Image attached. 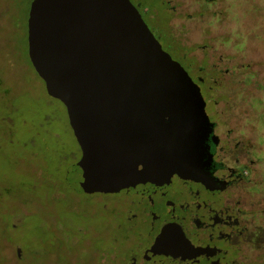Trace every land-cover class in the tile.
I'll list each match as a JSON object with an SVG mask.
<instances>
[{"label":"rangeland","instance_id":"374dc122","mask_svg":"<svg viewBox=\"0 0 264 264\" xmlns=\"http://www.w3.org/2000/svg\"><path fill=\"white\" fill-rule=\"evenodd\" d=\"M29 1L0 0V264H104V249L123 247L121 204L80 193L79 172L68 175L82 151L66 106L29 56ZM157 2V15L164 2L172 9L169 26L195 65L220 70L215 98L226 129L264 158V0Z\"/></svg>","mask_w":264,"mask_h":264},{"label":"water","instance_id":"95a60500","mask_svg":"<svg viewBox=\"0 0 264 264\" xmlns=\"http://www.w3.org/2000/svg\"><path fill=\"white\" fill-rule=\"evenodd\" d=\"M29 55L67 108L84 194H136L173 178L206 182L214 123L201 87L131 0H39Z\"/></svg>","mask_w":264,"mask_h":264},{"label":"flooded vegetation","instance_id":"af4514ba","mask_svg":"<svg viewBox=\"0 0 264 264\" xmlns=\"http://www.w3.org/2000/svg\"><path fill=\"white\" fill-rule=\"evenodd\" d=\"M37 1H29L30 15ZM131 1L148 25L157 18L148 0ZM167 52L177 60L173 49ZM183 60L188 68L177 61L201 87L214 123L209 177L206 182L175 177L158 190L108 194L120 201L114 211L124 238H114L123 245L120 251L104 249V264H264L258 248H264V158L244 134L226 129L215 98L220 70L211 75L198 70L194 58Z\"/></svg>","mask_w":264,"mask_h":264},{"label":"trees","instance_id":"16d2710c","mask_svg":"<svg viewBox=\"0 0 264 264\" xmlns=\"http://www.w3.org/2000/svg\"><path fill=\"white\" fill-rule=\"evenodd\" d=\"M148 7H150V10L153 14H156L157 18L151 21L152 26L162 32V35H160V39L162 40L164 39L165 44L170 48L173 49V51L176 52V55H178L180 58H187L189 53L188 51H186V49L184 47H182L180 45V43L177 42L170 26V20L172 17V9H170L169 7H167L168 5H166V3H163V9H166V13H162L161 15H157V12L154 10V8L157 5V1L158 0H148ZM162 11H160L161 13ZM198 70H203L202 67H198Z\"/></svg>","mask_w":264,"mask_h":264}]
</instances>
